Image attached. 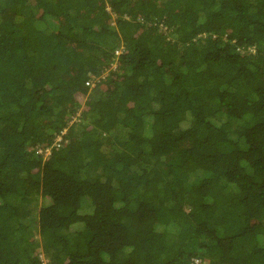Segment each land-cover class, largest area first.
Wrapping results in <instances>:
<instances>
[{
  "label": "trees",
  "instance_id": "trees-1",
  "mask_svg": "<svg viewBox=\"0 0 264 264\" xmlns=\"http://www.w3.org/2000/svg\"><path fill=\"white\" fill-rule=\"evenodd\" d=\"M41 254L264 264V0H0V264Z\"/></svg>",
  "mask_w": 264,
  "mask_h": 264
},
{
  "label": "clouds",
  "instance_id": "clouds-1",
  "mask_svg": "<svg viewBox=\"0 0 264 264\" xmlns=\"http://www.w3.org/2000/svg\"><path fill=\"white\" fill-rule=\"evenodd\" d=\"M64 132H65V130H64ZM64 132L59 133L55 137L54 142L52 144H50V145H47V146L32 145L31 146V151L33 153H35V155H39V156L41 155L43 160L47 159L50 156L54 146H56V145L60 146V142L62 140V134Z\"/></svg>",
  "mask_w": 264,
  "mask_h": 264
},
{
  "label": "rangeland",
  "instance_id": "rangeland-1",
  "mask_svg": "<svg viewBox=\"0 0 264 264\" xmlns=\"http://www.w3.org/2000/svg\"><path fill=\"white\" fill-rule=\"evenodd\" d=\"M121 51V48H119L116 52L119 53ZM36 220V221H35ZM28 223H32L33 225H37V213L34 212L33 215L30 217V220H27ZM40 251V250H39ZM41 258L43 259L44 261V264L47 263L46 259L43 257V255L41 254L40 255Z\"/></svg>",
  "mask_w": 264,
  "mask_h": 264
}]
</instances>
